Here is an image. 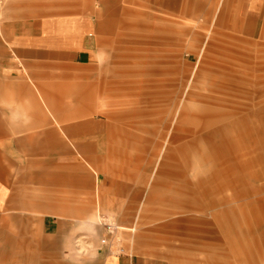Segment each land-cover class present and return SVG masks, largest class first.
I'll use <instances>...</instances> for the list:
<instances>
[{
    "label": "rangeland",
    "instance_id": "rangeland-1",
    "mask_svg": "<svg viewBox=\"0 0 264 264\" xmlns=\"http://www.w3.org/2000/svg\"><path fill=\"white\" fill-rule=\"evenodd\" d=\"M106 1L108 47L90 109L111 124L107 176L142 192L122 215L76 202L69 222L47 219L42 241L0 242V264H101L108 247L148 264H264V95L236 100L228 119H200L229 70L264 74V26L248 35L224 2L176 16L162 0ZM137 84L146 89L132 97L120 89Z\"/></svg>",
    "mask_w": 264,
    "mask_h": 264
},
{
    "label": "crops",
    "instance_id": "crops-1",
    "mask_svg": "<svg viewBox=\"0 0 264 264\" xmlns=\"http://www.w3.org/2000/svg\"><path fill=\"white\" fill-rule=\"evenodd\" d=\"M106 2L2 0L0 242L8 248L15 240L26 243L27 234H39L42 241L47 219L69 222L76 216V202L97 199L104 210L114 207L122 215L133 210L128 203L137 202L142 192L132 181L107 176L114 150L111 124L90 109L92 74L100 70L108 47ZM222 2L246 20L248 35L264 26V0H162V9L170 15L196 16ZM241 73L228 71V83L212 90L211 109L200 119L209 124L214 117L228 119L242 104L236 100L263 97L264 74L252 78L246 69ZM120 89L128 90V98L146 88L137 84ZM128 192L130 197H125ZM99 256L101 264H148L110 247Z\"/></svg>",
    "mask_w": 264,
    "mask_h": 264
},
{
    "label": "built area",
    "instance_id": "built-area-1",
    "mask_svg": "<svg viewBox=\"0 0 264 264\" xmlns=\"http://www.w3.org/2000/svg\"><path fill=\"white\" fill-rule=\"evenodd\" d=\"M1 6H2V0H0V14H1ZM111 227L109 228V233H111ZM102 244L106 245L109 244L107 239L102 240Z\"/></svg>",
    "mask_w": 264,
    "mask_h": 264
}]
</instances>
